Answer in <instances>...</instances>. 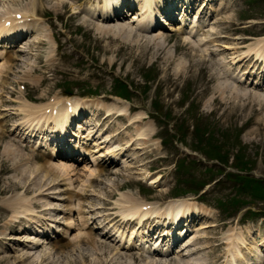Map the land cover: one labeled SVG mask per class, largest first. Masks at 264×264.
<instances>
[{
    "label": "rangeland",
    "instance_id": "obj_1",
    "mask_svg": "<svg viewBox=\"0 0 264 264\" xmlns=\"http://www.w3.org/2000/svg\"><path fill=\"white\" fill-rule=\"evenodd\" d=\"M76 2L85 5L82 0ZM211 4L213 10L210 11L209 7H206L204 11L211 12L208 16L209 22L215 19L212 27L208 26L211 27L209 29L219 30L217 32L231 37L219 42L224 41L228 45L240 47L223 51L219 45L203 43L200 49H206L212 61H218L219 57L226 60V64L219 68L235 69L237 65L233 66V63H230L231 57L245 52L246 44L253 41L254 37L264 35V0H216ZM27 6H30L28 0H0V11L4 8ZM36 7H39L37 2ZM65 11L66 6L56 16L55 11L47 8L45 14L50 15L52 21L57 17L65 23V33H69V36L63 39L68 43L59 42L56 37H53L55 40L29 42L23 54L15 50L14 59L0 62V161L3 158L5 163L12 167L14 158L12 150H21L7 138L3 128L6 120L10 121L7 127L9 129L11 122L22 117L23 114H15L17 111L13 110L17 104H24V98H27L43 106L51 96H64L66 90L71 91V97L77 99H80L81 95L90 96L91 93H95L97 95L93 97L105 100L109 108H124L126 118L138 112L142 113L139 122L126 129H122L125 128L124 117L118 119L119 124L114 123V116L106 121L101 119V115L94 119V130L110 131L112 138L109 144L113 149L127 145L140 130L143 134L138 136L148 139L138 141L139 145L143 146L142 149L126 147L128 158L134 156V159L127 160L128 165L133 167H120L116 164L103 166L106 169L110 168L112 173L100 175L98 179L94 178L95 182L88 179L89 170L95 168L92 163L77 164L69 160L51 158L39 149L33 151L32 147L24 146V150L16 154L19 161L15 170L13 168L0 170V181L7 180L12 175H19L21 171L28 174L37 173L35 177L37 180L46 175L49 180L55 177L48 170L51 164L69 169L66 178L64 175L63 179L59 177V183L53 187L55 190H50L55 193L39 198L40 206L35 207L42 209V214L49 220L52 218L50 224L59 229L62 237L51 240L52 244L65 243L75 235L87 231L96 232L99 239H104L101 231L92 227L106 218L105 214L109 212L106 209L107 200L114 202L121 194L130 196L136 203L148 201L157 205L189 198L196 201L207 213L206 217L194 225L198 227L204 221L206 224H213L211 227L195 231V235L198 236L195 241L198 243L183 252H172L166 256H157L153 253L137 256L141 250L120 247L118 251L128 255L133 253L135 256L120 258L118 264L119 261L122 264H225L223 261L225 256L231 257L235 249L231 246L240 243L242 247L243 242L251 246L253 243L251 238L255 235L249 238L251 234L247 230L257 229L258 226L264 227V223L256 226L262 222L261 216H264V199L254 197L248 184L242 191L240 185L244 181L242 176L264 179V86H252V82L245 79L246 84L240 81L236 85L251 89L250 92H257V99L247 95L229 98L228 89L233 79L228 73L226 78L221 70L220 72L217 70L225 81L213 79L209 74L213 73L211 67L209 73L206 70L199 73L196 68H192L190 74L181 73L185 72L182 62L185 59L182 39L195 41L196 37L187 35L180 25H174L175 30L137 29L132 32L134 37L131 32L110 28L109 33L103 35L87 29L77 20L73 22L70 17L63 15ZM194 13L192 11L188 15L187 24L194 18ZM122 20L118 23L135 26L137 22L131 21L130 17ZM57 23L58 20L53 24ZM227 25H229L227 28H221ZM46 28L48 29L47 24ZM156 36L167 39L158 41L155 39ZM246 37L253 39L248 40ZM243 41H246L244 47ZM209 51H212V54H209ZM158 52H161V58H156ZM168 55H171V63L165 59L170 57ZM115 73L128 83L124 92H120L119 87L113 90L117 86L114 81ZM146 83L149 84L147 88ZM19 85L24 86V89H19ZM208 86L210 89L206 90ZM218 89L219 91H216ZM220 90H224L223 95H227L224 101L221 99ZM112 91H117L130 101L118 100L110 94ZM214 96L217 98L213 99ZM154 101L157 102L158 109L154 107ZM190 105H193V108L188 110ZM226 108L230 109L224 113ZM195 126L200 127L202 140L197 138ZM7 134L13 138L10 130ZM208 140H212V144L207 143ZM199 143L204 147L202 151L205 156L194 148H200ZM5 146L11 150L7 155L3 153ZM223 151L228 159L222 161L215 156ZM233 158L247 161L248 168L245 165L246 169H234ZM58 174L61 173L58 171ZM146 174L148 176L145 177ZM149 175H156L157 181L149 184ZM88 183L92 187L86 188L89 190L83 193L82 188L85 187L83 184ZM0 186L5 188L8 185L3 180ZM91 189L93 191H90ZM12 192L17 196L21 188L16 187ZM101 197H104L102 201L99 200ZM43 207L53 209L43 210ZM79 211L81 213H78ZM69 212L73 214L71 220L75 223L71 227L72 230L67 226L70 220ZM84 220L87 221V226L83 227L81 223ZM54 229L52 228L50 232L55 231ZM28 233L13 231L6 234L7 238L0 242V264H24V261L18 258L21 254L44 250L53 253L50 258L51 264H59L61 260H70L76 264L94 262L110 264V255H106L104 250L90 251L85 244H80L84 248L81 254L68 248L54 250L48 244L44 245V242L36 241L39 243L34 245L22 241L28 235L45 239L40 235ZM189 234L186 233L179 244L187 242L185 240H189ZM110 240L114 242L110 243L117 247L115 240ZM29 246L32 247L29 249ZM254 247L263 254L257 243ZM187 251L189 254H183ZM247 254L244 256L247 257ZM262 259L264 264V258Z\"/></svg>",
    "mask_w": 264,
    "mask_h": 264
},
{
    "label": "bare ground",
    "instance_id": "obj_2",
    "mask_svg": "<svg viewBox=\"0 0 264 264\" xmlns=\"http://www.w3.org/2000/svg\"><path fill=\"white\" fill-rule=\"evenodd\" d=\"M16 1V0H14ZM89 6L84 7L81 4H75L73 0H28L31 10L28 12L30 13H25L28 15H33V14H40L44 15L47 12V8L50 10H53L55 12L61 10L64 8L66 5L70 6V8L73 10V14L71 16L74 17L78 20L79 23L85 25L87 29H92L95 31V33H109V29L112 28L113 30L116 28L119 31H125L126 33L131 32V35L134 37V34L132 33L133 31H136L137 29H142V30H149L151 28H156L158 25L160 27H167L169 26V23L165 19L164 15L162 14V10L166 12H170V7L168 6H174L175 4L178 6H181L183 9H186L192 4V1L194 0H185L183 2L182 0H88ZM204 1V0H203ZM39 4L38 8H34L35 3ZM208 2V0H207ZM205 2L204 6H209V4ZM124 3V6L126 4V7H131L134 4L137 5L136 13L131 14V20L137 21L135 26H131L129 24H122L118 23L114 19H119L117 16H121L118 11L122 8ZM203 6V8H204ZM198 7V6H197ZM209 8L212 10L211 6ZM116 10V11H114ZM7 11V12H6ZM5 12L8 13L10 11L6 10ZM126 14L129 15L130 12L129 10H125ZM199 15H197L196 19L192 21L191 25H189V30L187 31L188 34L192 35H198L197 39L195 41L192 40H187V39H182V48L185 50L184 51V56L185 59H183V66L185 67L184 71H181V73H191L192 68H196V70L201 72V70H206L209 73V67L212 68L213 73H209L213 79H223L226 73H228L233 79V81H230L231 85L229 86V98L235 97L236 95H243V96H251L255 99H257V92H250L251 89H246L244 86H238L236 85L238 82L243 81L246 79V74L249 75L250 79L252 80L253 76L256 75L259 79H264V68L262 67L261 63L258 64L257 60L260 59L261 61L264 62V36L263 37H258L254 38V42L248 44L247 50L239 55H235L231 57V62L233 63L232 65H237V67L234 68H228V67H223L222 69L219 68L222 65H225L224 63L226 62L223 58H219L218 61L214 60L212 61L207 53L206 49H200V45L203 43H210L212 45H219L222 50H229V49H235L239 48L240 46H231L226 44V42L222 41L219 42L222 39L228 40L231 38L230 36H227L226 34H221L217 31L219 30H214V29H207V30H202L204 27L207 25H201V21L198 23L199 19H201V16L203 15L204 12H202V8L199 11ZM5 13V14H6ZM85 14V15H84ZM125 14V15H126ZM198 14V13H197ZM126 15V16H127ZM158 16V17H157ZM92 18V19H91ZM180 18L182 19L181 22L184 24L185 21L187 20V17H184V13L180 15ZM202 21L205 22L206 18L202 17ZM225 22H229V20H225ZM4 24L2 23L1 26ZM227 26H222L221 28H227ZM35 24H30L29 26L25 28H21L19 30H14L12 33L7 32L6 34H3L0 32V42L3 43V47H9V40L14 39V36H19L22 33L28 32L30 29H34ZM172 28V27H170ZM202 30V31H201ZM94 33V34H95ZM39 36L36 37L34 40L35 42L39 40H43L42 36L46 35V32L43 31L41 28L40 32L38 33ZM48 39H51L50 36H48ZM152 39V38H151ZM155 39L158 41H163L167 39V37H161V36H156ZM6 43V44H5ZM253 45V46H252ZM23 47V45L21 46ZM163 44L161 45V50H162ZM243 47V46H242ZM23 51V49H20ZM209 54H212V51H209ZM254 55V57H253ZM170 57L165 58L167 60H170L169 63H171V55H168ZM14 56L10 55L8 56L9 58H12ZM161 52L156 53V58H161ZM241 66H239V65ZM217 70L222 71V74H218ZM6 71H8L6 69ZM236 72V73H235ZM236 77V79L234 78ZM227 78V77H226ZM228 80V79H226ZM247 80V79H246ZM225 81V79H223ZM259 80H256L254 83H252V86H256L255 84ZM244 84H246L243 81ZM10 88V87H9ZM210 89L208 86L206 90ZM216 91H219L216 90ZM224 90H220V96L222 101L227 99V95L224 94ZM261 96V95H260ZM217 97H213V99H216ZM8 100V98H5ZM264 99V98H263ZM232 99V103H233ZM230 102V101H229ZM106 104L104 101L97 99V100H82L81 103L77 102L74 99V103L72 104V113H65L64 108L61 106L59 107V110L64 113H60L57 116H51V115H43L40 116L39 112L43 108L37 109V113H34L32 116H30L26 121L29 123L28 125H13V130L17 129L18 126L22 128L21 134L24 135L26 138H28L31 142H34L38 144L40 147L42 146H47L49 150V157L54 156L55 152L59 151L60 148H65L67 152L70 153L68 155L71 157V159H75V157H78V159L84 160V159H89V160H95L97 161L95 168L92 170H89L88 172V179L92 182L94 181V178L97 177L100 178V175H108L112 173V170L103 168V166L107 165H113L117 162V166H123L122 162L124 164L126 163L125 159V151L126 149L123 148H118V149H113L110 146H106L105 143L110 139L109 136L102 138L103 134H101L98 138H93L94 135H97V131H94V127L91 125H86L82 124L81 122H75L74 118L75 116L78 115L80 110H85L86 112H92L93 115H96V112L99 111L100 109L106 108ZM109 108V107H108ZM119 108V107H118ZM230 108H226L224 113L227 112V110ZM23 110V109H19ZM109 111L106 114H112L114 117V120L117 124H119V115L126 113L123 111V109H114V107H111L108 109ZM14 113V112H13ZM138 116V115H137ZM136 116V117H137ZM54 120V124L48 123L51 120ZM138 120V119H135ZM128 121H130L128 119ZM70 123V126L68 124ZM72 124V125H71ZM77 124V125H76ZM51 125V126H50ZM50 126V131L47 132L46 128ZM71 126H77V129L73 128L71 129ZM84 129V130H83ZM72 138H74V141H69L67 140V133L72 131ZM17 136H19L20 140H24L20 136V132L16 133ZM3 135V134H2ZM151 135V133H150ZM149 135V138H150ZM4 136V135H3ZM60 137V139H58ZM79 138L82 139H92V145L94 147H97V150L91 147H87L85 144L80 145ZM140 139H148L147 137H139ZM134 137H132V140ZM11 142H13L14 146L17 149L21 150H12V156L14 158L12 159L11 166H8L5 162V160L2 158L1 163V169L3 171H6L8 169L13 168L15 170V166L18 163V158L16 157V154L20 153L22 150H24V145H21L20 142H16L15 138H10L9 139ZM27 140V141H29ZM134 148L132 147V144H130L131 149H142L143 146L139 145V142H135ZM38 148L37 146H35ZM11 150L9 147L5 146L4 148V155H7L10 153ZM37 158V156H35ZM99 158V159H98ZM134 157H131L133 159ZM99 160V161H98ZM81 161V160H79ZM107 164V165H106ZM52 166H49L48 170L53 173L55 177H52L51 179L48 180V176L42 175V179H35L37 173L34 174H28L23 171L19 175H12L10 176L7 180L1 179V181L4 180V182L8 185L7 187L1 186L0 188V242L1 238H5L4 233H6L5 230L9 229L10 231L14 230H21V229H29L33 232H36L37 234L40 232H49L50 230V223H48V219L46 220H40L37 216L36 219L33 217L32 219L30 218L31 214L33 213V209L35 207H39V198H44L50 196V193H54L55 191H50V190H55L53 187L56 185V183H59L58 181L60 180L59 177H62L64 175V178H66V175L70 172L67 167H63L57 164H51ZM55 165V166H54ZM128 167H133V165H125ZM41 168V166H40ZM60 170L62 172H60ZM59 173L61 174H58ZM63 179V177L61 178ZM150 183H154L157 181V176L150 177ZM0 181V182H1ZM85 186L82 188L83 193L86 192L89 189L86 188H91L92 185L88 184H83ZM21 188V192L17 193V196H14V193L12 192L13 189L15 188ZM11 191V192H9ZM90 191H93L92 189ZM27 192H32L34 193L32 197L26 195ZM42 195V196H39ZM87 195V194H86ZM104 197L99 198V200H103ZM120 200V199H119ZM117 200L116 204L121 205V207L124 206V210L121 211L123 214L120 218L121 223L118 226V222L116 221L113 223L114 226L113 230L115 232H118V235L120 237V240H123L124 243L117 245L115 247L112 242L110 241V237L113 236L114 234L108 233V230H102V234H105L104 239H99L96 235V233L93 232H86L82 233L80 235H75L73 239H70L69 241L65 243H58V244H52L50 241H45L42 240V242H45L44 245H49L52 249L54 250H65L66 248L72 249V251H76L78 254H81L83 248V245L81 246L80 244H85V246L89 248L90 251L92 250H104V253L106 255H110L109 262L110 264H118V259L127 257V258H134V254L131 253L128 255L125 252H120L118 251L119 248H125L129 249L130 247H136L140 248V244L143 246L149 247L151 250H161V254H164L165 251L170 250L171 244L173 240L175 239V235L178 236V238H181L182 234H184L186 231H181L177 232L175 234L176 230H173L172 228H167V226L171 223V221H176L178 220V224L180 221H186L188 226H192L196 220L201 219L203 216H205L207 213L206 211L203 210L202 207H200L197 203L193 201H188L186 199H176L173 200L172 202L168 203L166 206H153L150 210L142 211L140 210V205L143 203L138 202L137 204H133L134 199L131 197H125V204L123 205L120 203V201ZM108 202V200H107ZM140 203V204H139ZM108 204V203H106ZM133 204V205H129ZM50 209V207H48ZM97 208V207H96ZM99 208V207H98ZM113 208L110 209L111 212L106 213V215L109 217L107 218L105 224H100L95 226V228L99 227H104L105 225H108L107 223H111L113 220L115 221L117 219V212L112 211ZM120 213V214H121ZM105 215V216H106ZM23 218L28 219L26 220L29 222V224H26L24 226H19L18 229H15V225L23 224ZM150 218V219H149ZM54 220V219H53ZM150 221H154L153 224H151ZM73 221H69L68 225H72ZM82 226H87V221H83ZM144 224L149 225V230H147L146 227H143ZM163 225V229H159L157 225ZM213 224H206V222H202L200 226L197 227L200 230H203L207 227H211ZM94 227V226H93ZM106 227V226H105ZM102 229V228H99ZM125 229V230H124ZM156 230V235L154 234L152 237L153 231ZM163 231L161 234L157 233V231ZM187 229V228H186ZM192 230H195V228H191ZM150 230L152 232H150ZM257 230H264V227H258L257 229L255 228H250L249 233L253 232L254 235H257ZM196 231V230H195ZM148 234V235H146ZM160 235H166L167 236V245H164L162 249L158 248L161 244H165L166 241L159 239ZM36 235H28V237L24 238L23 240L36 243V241H40ZM198 236L195 235V232L193 231L192 233L189 234V244L186 245L184 249H188L191 247H194L198 241L192 240L193 238H197ZM109 239V240H108ZM108 240V241H107ZM161 240V241H160ZM263 239H261L262 241ZM253 242H257V239H253ZM260 241V242H261ZM111 242V243H110ZM149 242V243H148ZM242 247L240 246V243L238 244V247L235 249V253L230 259V262L228 264H260L263 262L262 260V255L260 253H253L252 249L249 248V244L246 242L241 243ZM53 245V246H52ZM152 247H151V246ZM33 246V245H32ZM32 246H29L28 248L30 249ZM36 248V247H33ZM149 248H146L147 250ZM44 249V248H43ZM141 249V248H140ZM147 250L143 249L142 252L137 253V256H141L144 254V252H147ZM149 250V251H151ZM154 251V252H155ZM182 251V250H180ZM63 252V251H61ZM196 252V251H195ZM194 252V253H195ZM150 253V252H148ZM245 253H248V260L247 257L244 256ZM187 254V253H185ZM192 254V253H191ZM254 255L256 258H254ZM53 256V253H49V251H31V252H24L21 254L19 259H22L24 261V264H51V259ZM76 256V254H75ZM117 259V261H116ZM188 261V260H187ZM250 261V262H248ZM120 264H122L119 261ZM59 264H76L71 262L70 260L68 261H60ZM96 264V262H94Z\"/></svg>",
    "mask_w": 264,
    "mask_h": 264
},
{
    "label": "trees",
    "instance_id": "obj_3",
    "mask_svg": "<svg viewBox=\"0 0 264 264\" xmlns=\"http://www.w3.org/2000/svg\"><path fill=\"white\" fill-rule=\"evenodd\" d=\"M215 157H217L219 159H223V155L221 153L217 154ZM243 165L245 166L246 162L245 161L243 162V161L239 160V167L243 168Z\"/></svg>",
    "mask_w": 264,
    "mask_h": 264
}]
</instances>
